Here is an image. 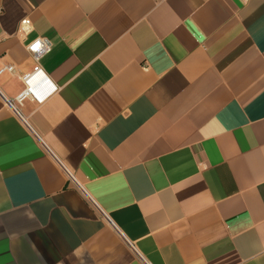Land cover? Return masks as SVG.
<instances>
[{
  "label": "crops",
  "instance_id": "crops-1",
  "mask_svg": "<svg viewBox=\"0 0 264 264\" xmlns=\"http://www.w3.org/2000/svg\"><path fill=\"white\" fill-rule=\"evenodd\" d=\"M0 264H264V0H0Z\"/></svg>",
  "mask_w": 264,
  "mask_h": 264
},
{
  "label": "built area",
  "instance_id": "built-area-1",
  "mask_svg": "<svg viewBox=\"0 0 264 264\" xmlns=\"http://www.w3.org/2000/svg\"><path fill=\"white\" fill-rule=\"evenodd\" d=\"M32 23L29 18L24 17L19 23V30L23 33L30 30ZM27 50L30 52L35 62L49 51V43L44 38H35L27 45ZM8 71H12L13 67H6ZM22 81L25 85L24 91L17 98L19 103L29 93L41 98L50 92L54 87L49 83L45 74L42 73L38 66L34 67L33 71L28 74L22 75Z\"/></svg>",
  "mask_w": 264,
  "mask_h": 264
}]
</instances>
